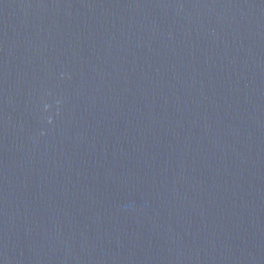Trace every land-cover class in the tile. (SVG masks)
Here are the masks:
<instances>
[{"label": "water", "instance_id": "obj_1", "mask_svg": "<svg viewBox=\"0 0 264 264\" xmlns=\"http://www.w3.org/2000/svg\"><path fill=\"white\" fill-rule=\"evenodd\" d=\"M0 264H264V0H0Z\"/></svg>", "mask_w": 264, "mask_h": 264}]
</instances>
